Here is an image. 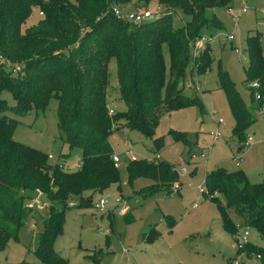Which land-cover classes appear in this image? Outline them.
Instances as JSON below:
<instances>
[{"label": "trees", "instance_id": "1", "mask_svg": "<svg viewBox=\"0 0 264 264\" xmlns=\"http://www.w3.org/2000/svg\"><path fill=\"white\" fill-rule=\"evenodd\" d=\"M132 2L146 5L149 0H0V56L19 68L18 74L0 68V93L6 92L13 101L8 106L0 99V251L7 241L15 240L24 220L34 214L38 217L39 212L29 209L26 201L39 191L48 207L46 217H40L42 232L36 235L35 258L40 264H63L52 246L61 233L65 212L69 207L87 208L91 195L85 193H101L118 182L117 169L110 160V135L122 126L151 140L156 150L161 140L154 138V130L165 114L188 105L201 111L197 101L182 95L178 84L189 62L195 75L208 68V46L192 59L190 45L222 30L214 12L228 9L231 0H159V17L137 26L112 13L113 8L123 10ZM33 12L41 16L26 24ZM176 13L182 16V24L174 28L171 16ZM245 44L243 74L249 106L225 72L217 68V84L232 118L231 135L237 139V151H242L244 133L264 105V55L257 33L247 36ZM110 60L115 64L116 93L124 109L109 117ZM251 82L257 84L258 101L247 87ZM50 99L56 102L59 139L69 151L79 153L77 170L49 165L46 153L12 139L16 122L7 114L22 117L43 111ZM172 137L189 146L185 134ZM68 158V154L60 156L62 163ZM129 164L128 183L140 172L154 181L138 193L142 198L155 192L168 194L177 180L176 171L167 162ZM202 185L201 197L215 204L221 228L232 238L236 254L253 255L264 264V246H239L235 241L240 229H252L264 240V177L251 184L241 171L215 168L205 174ZM214 194L223 198V206ZM151 232L144 235L145 242L158 235Z\"/></svg>", "mask_w": 264, "mask_h": 264}, {"label": "rangeland", "instance_id": "2", "mask_svg": "<svg viewBox=\"0 0 264 264\" xmlns=\"http://www.w3.org/2000/svg\"><path fill=\"white\" fill-rule=\"evenodd\" d=\"M243 7L246 12L239 15L237 30L230 44L227 42L222 47L220 43V48L217 43H211L206 48L211 60L205 72L195 75L190 62L184 69L183 80L178 87L182 88V95L187 100L200 104V112L196 105H188L165 114L154 130V138L161 140V146L156 150L151 140L122 126L110 135V148L120 161L116 170L118 182L101 193H85V196L91 195L87 208L69 207L65 212L61 233L52 246L63 264H92L100 257L97 264H259L253 255L236 254L232 238L221 228L215 204L202 198L197 189L205 174L215 168L226 172L241 171L251 184L260 183L264 177V147L261 144L264 140V117H256L255 123L245 131L244 137L252 140L250 145L237 151V139L231 135L232 118L217 84V68L220 67L242 102L249 106L243 74L247 65L245 38L257 33L264 55V20L257 13L258 9L264 8V0H245L243 3L231 0L228 6L234 16H238ZM142 10L160 11L159 0H149L146 5L132 2L124 7L123 12ZM215 12L223 31L230 33L232 21L226 14V8ZM171 17L174 28L181 26V15L176 13ZM37 18L33 12L26 24L35 22ZM238 47L242 51L240 59L233 52ZM164 61L167 74L166 53ZM107 73V106L121 112L124 106L116 93L113 60L107 64ZM0 99L5 100L8 106L13 105L6 92L0 93ZM55 110L56 102L50 99L43 111L30 112L22 117L8 113L7 117L16 122L11 136L16 143L46 153L49 165H61L74 171L71 169L79 167V153L69 151L59 139ZM218 120H221L220 124H216ZM216 130L219 136L212 140ZM172 134H185L189 146L186 148L179 140H174ZM67 154L69 158L62 163L60 156ZM156 154L159 157L156 164H170L176 171L177 180L169 187L168 194L155 192L142 198L138 193L154 185V181L147 173L140 172L128 183L129 159L133 158L138 163L153 159ZM190 155L195 156L189 160ZM237 157H240V162L235 161ZM176 185L180 188L174 192ZM117 196L126 200L129 207L127 215L121 216L110 209L99 215L93 209L99 199L111 205ZM217 201L223 206L221 196ZM46 214L47 210H44L38 213V217L34 214L23 221L15 240L7 241L0 251V264H40L35 258L36 235L42 232L40 217L45 218ZM171 221L174 223L172 227L169 225ZM31 224L33 228H30ZM150 231L158 235L145 242L143 237ZM242 231L238 230L237 234ZM246 231L248 243L264 246V240L254 230ZM121 250L126 251L125 255L121 256Z\"/></svg>", "mask_w": 264, "mask_h": 264}, {"label": "built area", "instance_id": "3", "mask_svg": "<svg viewBox=\"0 0 264 264\" xmlns=\"http://www.w3.org/2000/svg\"><path fill=\"white\" fill-rule=\"evenodd\" d=\"M241 3H243V1L245 0H240ZM246 12V8H240L239 14L238 16H234L233 12L231 11L230 8L226 9V14L228 15V17L231 19L232 21V31L230 33H226V32H215L211 35H204L198 39H196L191 45H190V56L192 59H194L195 57L199 56V54L201 53V51L205 48V46L210 45L211 43H229L232 40L233 37V33H235V31L237 30V21H238V17L239 15L245 14ZM113 15L117 18L120 19L130 25H141L144 24L146 22L149 21H153L155 19H157L159 17V10H155V11H131V12H123L122 10L118 9V8H113L112 10ZM257 13L260 16V19L264 20V8L263 9H258ZM38 16L40 17L41 14L39 13ZM233 52L237 55V57L240 59L242 51L238 48L233 49ZM0 68H4L9 70L12 74H18L19 73V68L17 66H14V64L12 65V63H10L9 61L5 60L4 58H2L0 56ZM248 88L252 89L254 91L253 95H254V100L258 101L259 100V96L256 93L257 90V84L255 82H251L247 85ZM197 90V89H196ZM107 113L108 116H112L114 111L113 109H109L107 106ZM257 116L258 117H264V105L260 106V108L257 111ZM221 120H218L216 122V124H220ZM219 136V132L216 130L214 131L213 135H212V140L216 139ZM252 142L250 137H246L244 142H243V148H246L250 145V143ZM262 146L264 147V140L262 141ZM195 155H190L189 160L193 159ZM159 159L158 155L156 154L155 157L153 159H149L146 162H151V163H155L157 162ZM110 160L112 163V166L114 169H118L120 166V161L118 159V157L115 154H111L110 156ZM135 160L133 158L129 159V162H134ZM237 162H240V157H237L236 160ZM180 186H174L173 190L174 192H176L175 190H179ZM198 191L200 192V194L203 191V185H199L197 187ZM27 207L31 210H33V212H41L47 209L48 207V203L46 201H44L43 199H41V194L39 191H34L33 196L28 199L26 201ZM93 209L95 210L96 213H98L99 215H104L108 209H110L109 211L117 212V214L124 216L127 211H128V205L126 200H124L122 197L117 196L114 198L113 203L111 205H108L106 203V201H104L103 199H99L96 204L94 205ZM30 228H33V225H30ZM98 235H101L100 232H98ZM235 241L239 246L245 245L248 243L247 241V231L246 229H243L242 233L240 235L236 234L235 235ZM126 251L125 250H121V256L125 255ZM256 261L258 260V257L255 258Z\"/></svg>", "mask_w": 264, "mask_h": 264}, {"label": "crops", "instance_id": "4", "mask_svg": "<svg viewBox=\"0 0 264 264\" xmlns=\"http://www.w3.org/2000/svg\"><path fill=\"white\" fill-rule=\"evenodd\" d=\"M123 10H124V8H122ZM122 10V11H123ZM216 11V10H215ZM215 13V16H216V12H214ZM216 18H217V16H216ZM221 24V23H220ZM221 32H225V31H223V29L221 30ZM218 44V43H217ZM218 46L220 47V44H218ZM222 47L224 46V44H222L221 45ZM222 47H220V48H222ZM114 110V109H113ZM114 111H116V110H114ZM113 153V152H112ZM65 168H67V167H65ZM78 169V166L76 167V169H71V170H77ZM129 212V207H128V211H127V213ZM127 213L125 214V215H127ZM252 239H255L256 240V238L255 237H252ZM257 241V240H256ZM249 242H251V241H249ZM258 242V241H257ZM259 243V242H258ZM258 247H262V246H258ZM101 258L102 257H100V259H99V261L101 260Z\"/></svg>", "mask_w": 264, "mask_h": 264}]
</instances>
